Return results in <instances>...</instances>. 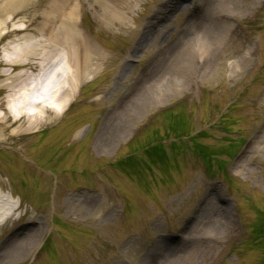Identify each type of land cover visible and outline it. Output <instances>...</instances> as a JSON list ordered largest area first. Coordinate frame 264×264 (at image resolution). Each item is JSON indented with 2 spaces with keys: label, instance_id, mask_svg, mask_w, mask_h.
Listing matches in <instances>:
<instances>
[{
  "label": "rangeland",
  "instance_id": "1",
  "mask_svg": "<svg viewBox=\"0 0 264 264\" xmlns=\"http://www.w3.org/2000/svg\"><path fill=\"white\" fill-rule=\"evenodd\" d=\"M204 1L69 0L99 72L33 129L0 135V253L30 236L0 264H264V0L222 15ZM102 5L125 24L103 25ZM151 83L109 139L114 112Z\"/></svg>",
  "mask_w": 264,
  "mask_h": 264
},
{
  "label": "bare ground",
  "instance_id": "2",
  "mask_svg": "<svg viewBox=\"0 0 264 264\" xmlns=\"http://www.w3.org/2000/svg\"><path fill=\"white\" fill-rule=\"evenodd\" d=\"M62 2L60 7L56 0L43 1L39 5L43 19L39 22L38 30L23 33L28 30L29 20L21 16L29 9L35 8L37 0H0V42L4 38L10 39L0 57V92H7L5 107L8 115L12 117L9 121L8 116H0V135L13 125L18 132L33 129L45 119V114L49 111L57 113L58 108L62 110L71 101L75 87L83 82L88 74L94 76L99 72L102 54L78 30L77 8H68L69 0ZM94 2L98 4L99 0ZM103 6L97 15L103 25H110L116 20L120 25L125 24L126 21L120 14L111 13ZM207 6L209 13L222 15L225 9L236 6V0H207L202 6L203 10H206ZM20 21L24 22V25L18 24ZM47 30L50 32L44 37ZM217 32L214 27H209V31H204V36L211 39ZM150 94L152 83L144 88L138 97H132L114 112L117 116L112 118L108 127L109 139L119 138L126 117L135 113L142 103L149 99ZM2 105L0 99V108ZM106 120H109V117ZM106 148V142L96 145L97 151H104ZM4 200L0 196V204ZM11 215V212H3L0 223ZM29 241L28 234L10 239L0 253V261L16 257Z\"/></svg>",
  "mask_w": 264,
  "mask_h": 264
}]
</instances>
